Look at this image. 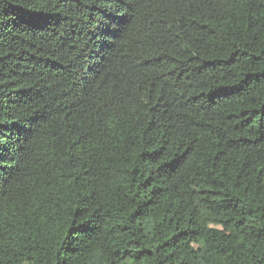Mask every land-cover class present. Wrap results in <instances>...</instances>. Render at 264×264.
Masks as SVG:
<instances>
[{
    "label": "trees",
    "instance_id": "trees-1",
    "mask_svg": "<svg viewBox=\"0 0 264 264\" xmlns=\"http://www.w3.org/2000/svg\"><path fill=\"white\" fill-rule=\"evenodd\" d=\"M0 264H264V0H0Z\"/></svg>",
    "mask_w": 264,
    "mask_h": 264
}]
</instances>
